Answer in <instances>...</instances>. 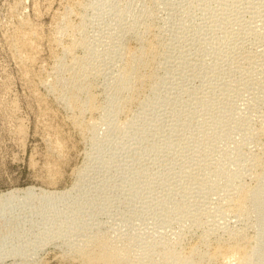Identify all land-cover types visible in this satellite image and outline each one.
Instances as JSON below:
<instances>
[{
	"label": "rangeland",
	"instance_id": "rangeland-1",
	"mask_svg": "<svg viewBox=\"0 0 264 264\" xmlns=\"http://www.w3.org/2000/svg\"><path fill=\"white\" fill-rule=\"evenodd\" d=\"M76 78L96 109L60 98ZM262 132L264 0H0V264H77L99 238L178 264L162 255L237 236L264 264V200L235 202L264 199Z\"/></svg>",
	"mask_w": 264,
	"mask_h": 264
},
{
	"label": "bare ground",
	"instance_id": "bare-ground-1",
	"mask_svg": "<svg viewBox=\"0 0 264 264\" xmlns=\"http://www.w3.org/2000/svg\"><path fill=\"white\" fill-rule=\"evenodd\" d=\"M141 45H142V47H141V49L139 47V49H140L139 51H132V52H130L128 54L127 58H125L123 60L124 63H123V66H122V71L120 73V76L118 77L119 79H117V81H116V82L119 83L121 90H123V93L125 92V99H127V101H128V99H129V101H130V99L132 100L134 94H137L138 95V93H136V90H137L136 84L138 82H141L142 83L143 80L146 81V79H147L148 76L144 75L142 73V71L144 70V68H146L147 64H150L149 61L151 60V58H153L152 56H154L153 55V51H151V46L150 45H143V44H141ZM152 46H153V44H152ZM62 49H64V47H62ZM68 49L70 50V48L67 47V48H65L66 51L65 50L64 51L67 52ZM83 73H84V71H83ZM79 76H80V73H79ZM82 83L79 82V78L78 79L76 78V80H74V82H73L72 85L69 84V85L72 86V87L70 86L71 89H70V87H68L70 90H68L67 92L66 91L61 92L62 94L60 93V95H59V96L62 95V97H60V98L61 99L63 98L64 101H65V103L69 106V109L72 108V111H74V112L76 110H78V112L79 111H82L84 113V111L85 112L87 110L90 111V109H93L94 110V107L96 109V106H94V97H95V95L91 93V90H92L91 87H92V85H90L88 83H87V85H84L85 83L84 84H82ZM41 84L44 85V83H41ZM60 86L61 85H58V86L56 85L55 87L52 86L54 88L52 90L55 91V92L57 90V92H58V91L61 90L60 88L64 89L63 87H60ZM52 90H51V92H53ZM64 90H66V89H64ZM138 90H139V87H138ZM117 93H119V92H117ZM93 95H94V97H93ZM95 103H96V101H95ZM67 105H65V107ZM79 116H80V114H79ZM72 122H73V120H72ZM74 124H76L75 123V120H74ZM77 125L78 124H76L75 127H77ZM262 133H264V132H262ZM243 190L242 189L240 190V191H242L240 194H238L239 192L237 193L238 195L236 194L238 197L236 196L237 197V200L235 202H237V205H238L237 207L239 208V210L241 208H245L246 205H249V204H251L253 206V208H254L257 204H259L260 201L264 200V199H260L261 197H259V195H258L259 193L258 192H257L256 195L254 194L252 196L253 193L250 194L251 192L246 191L245 189H243ZM252 192H255V190L254 191L252 190ZM8 195H10V194H8ZM2 197H3V195H0V199ZM262 203H263V201H262ZM242 210H244V209H242ZM259 211H260V209H259ZM256 212H257V210H256ZM237 237L236 238H230L229 240L227 239V242L225 241L226 243L223 242L224 240L222 241L223 243H221V244H219V242H217L219 245L217 244L214 247H210L209 246V248H210L209 251H205L204 250V252H202L203 249L201 251V249L199 250L198 248H196L197 246H194L195 248L194 247L193 248L191 247L192 249L191 248L189 249L190 250L189 253H187V255H185V254L182 255L183 253H181L182 256H179L180 252H179V254L177 253V255H176L175 254L176 252H172L171 249L170 250L168 249V251L165 254L162 255V256H164L163 257L164 258L163 261H165V260H170V261L172 260L173 261V259H174L175 262H177L178 264H205V261L206 260L209 261V263L207 262L208 264H211V263H213V264H216V263H218V264H253V257L254 258L256 257V259H257V256H254V254L257 255V251L259 253V250H261L260 247H259V245H257V244L255 246L252 245L253 247L252 248H249L250 245H248V244H250L251 242L250 243L247 242L248 244L246 245L245 244V241H247V240H245L243 242V240L241 238L238 239ZM239 237H242V236H239ZM258 241L259 240H257V242ZM253 242H256V241H253ZM92 244H93V246L91 245L92 248H90V247H89V249L88 248H82V249H80V251L78 252V254L76 253L72 257H70V256L69 257L71 258L72 261L76 262L77 264H131L130 261H128L129 258L127 260V258L123 257L124 256L123 255L124 253L122 254L121 251H120V254H119L117 252L110 251V248L109 247H108L109 248V250H108V248H107L108 244L106 243L107 244V246H106L105 241L102 238L101 239L100 238L97 239ZM197 249L199 251H201V252H199ZM113 251H115V250H113ZM127 257H128V255H127ZM254 263L256 264V260L254 261ZM174 264H176V263H174Z\"/></svg>",
	"mask_w": 264,
	"mask_h": 264
}]
</instances>
